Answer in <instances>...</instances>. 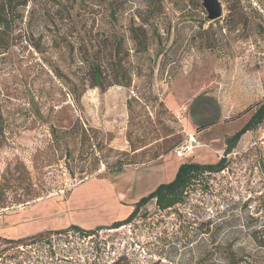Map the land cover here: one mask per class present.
<instances>
[{"label": "rangeland", "instance_id": "1", "mask_svg": "<svg viewBox=\"0 0 264 264\" xmlns=\"http://www.w3.org/2000/svg\"><path fill=\"white\" fill-rule=\"evenodd\" d=\"M109 1L27 0L0 32V264H264V120L183 202L149 201L105 228L180 163L216 162L264 102V0H220L212 21L202 0H113L114 16ZM97 48L128 84L107 73L105 89L92 85L85 58ZM76 118L97 129L95 153H79L75 129L68 147L53 141L51 127Z\"/></svg>", "mask_w": 264, "mask_h": 264}, {"label": "trees", "instance_id": "2", "mask_svg": "<svg viewBox=\"0 0 264 264\" xmlns=\"http://www.w3.org/2000/svg\"><path fill=\"white\" fill-rule=\"evenodd\" d=\"M27 0H0V32L3 29H8L11 23L14 21L16 16H19L21 8L26 6ZM110 8L109 13L111 16L115 14V3L113 0L108 2ZM239 15V14H237ZM133 41L136 45L145 49L146 46V35L141 31H135L133 35ZM120 48V40L114 42L111 49L114 55L117 54ZM98 53V48L86 56V63L88 65L89 71L91 73V79L93 80V86H98L101 89H105L107 85H104V77L107 73H112L115 80L111 84H118L119 81L123 82V85L130 82V78L127 79L126 68L122 65V62L113 59L111 62L106 63L101 60L100 57L96 55ZM129 77V76H128ZM110 85V84H109ZM76 94V92H75ZM81 92L75 95L76 101L80 97ZM130 107V100L128 103ZM264 120V102L259 103L256 108L251 112L247 121L242 125V127L234 132L231 136L226 138V147L223 151L222 156L212 163H199L193 161H185L178 165L176 174L171 181L159 183L153 190H151L146 195L141 196L133 204L132 212L122 221H115L111 225L105 228H113L119 225L125 224L133 219L135 214L138 212L141 206H144L147 202L153 201L157 208L164 210L171 208L174 205L181 203L185 199V195L188 193L191 187H194L197 183L202 181L205 173H216L223 170L228 165L227 155L232 152L235 148L240 137L247 131L256 128ZM75 129V130H74ZM74 130V140H77V146L79 148V153L81 155H89L95 153L98 149L99 141L96 140L95 133L97 129L92 126H85L76 118L70 128L65 130H60L56 126L51 127V133L53 135V141L56 145L65 144L68 147V142L66 141V136L69 131ZM2 131V124L0 118V132ZM180 144H177V148ZM132 151L135 155L139 151H144L143 145H132ZM174 147V148H175ZM139 149V150H137ZM137 150V151H136ZM70 149L66 148V153H70ZM157 156V155H156ZM132 156H126L122 159H117L114 164V171H121L123 166L131 162ZM103 228V227H100ZM74 230L83 232L85 234L92 233L95 230H81L75 228ZM256 239V238H255ZM257 246L264 249V238H259Z\"/></svg>", "mask_w": 264, "mask_h": 264}, {"label": "water", "instance_id": "3", "mask_svg": "<svg viewBox=\"0 0 264 264\" xmlns=\"http://www.w3.org/2000/svg\"><path fill=\"white\" fill-rule=\"evenodd\" d=\"M201 4L208 20L212 21L221 17L223 7L220 0H202Z\"/></svg>", "mask_w": 264, "mask_h": 264}, {"label": "built area", "instance_id": "4", "mask_svg": "<svg viewBox=\"0 0 264 264\" xmlns=\"http://www.w3.org/2000/svg\"><path fill=\"white\" fill-rule=\"evenodd\" d=\"M193 142H195V140L192 136H190L189 140L185 141L176 148L175 150L176 155L178 157H184L190 154V152L193 149Z\"/></svg>", "mask_w": 264, "mask_h": 264}, {"label": "crops", "instance_id": "5", "mask_svg": "<svg viewBox=\"0 0 264 264\" xmlns=\"http://www.w3.org/2000/svg\"><path fill=\"white\" fill-rule=\"evenodd\" d=\"M118 194L120 195V199H122V200H124V198H122V197H125L124 195H126L127 193H125V192H123V191H118ZM141 197V196H140ZM139 197V198H140ZM138 198V199H139ZM133 199V200H132ZM125 200H127V199H125ZM128 201H132V202H134L135 201V199L134 198H131L130 200H128ZM27 208V207H26ZM130 209H133V205H131V208ZM26 210V209H25ZM25 210H23V211H25Z\"/></svg>", "mask_w": 264, "mask_h": 264}]
</instances>
